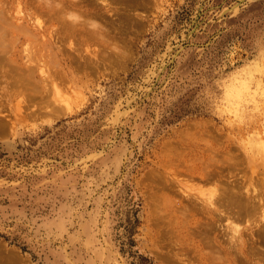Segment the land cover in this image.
<instances>
[{"label": "rangeland", "instance_id": "obj_1", "mask_svg": "<svg viewBox=\"0 0 264 264\" xmlns=\"http://www.w3.org/2000/svg\"><path fill=\"white\" fill-rule=\"evenodd\" d=\"M5 1L9 15L27 14ZM120 1L100 10L114 26L94 16L101 38L66 36L49 21L38 36L0 34V253H19L20 264H215L204 247L211 227L198 231L206 216L175 211L191 195L205 202L215 184L177 173L159 190L153 170L169 176L213 145L246 168L247 184L264 173V0ZM95 2L85 1L90 11ZM91 16L75 29L88 30ZM27 67L30 90L14 85Z\"/></svg>", "mask_w": 264, "mask_h": 264}, {"label": "bare ground", "instance_id": "obj_2", "mask_svg": "<svg viewBox=\"0 0 264 264\" xmlns=\"http://www.w3.org/2000/svg\"><path fill=\"white\" fill-rule=\"evenodd\" d=\"M55 1H57V3H59L58 0H55ZM60 1H61L60 2L61 5L59 3L56 6V5H54V3L52 4L51 1L47 2L46 0H10V2H8L10 5H12L11 3L16 2L15 8L17 9V11L19 13H25V12L27 13L26 15L23 14L24 16L19 15L17 17V15H13V16L9 15L8 10H6V12H5V9H10V8H8L9 6L7 5V2L5 0H0V34L2 33L3 35H5L8 33L9 30H11L12 32H15L18 35L38 36L35 33L41 32L42 31L41 26L45 27L44 22L49 21L52 25H54L56 23H60L63 28L65 27L64 29L61 30L62 27L60 26L59 32L61 33V31L63 32V30H64L65 32H63L62 34L64 35V33H65L66 36H71V35L73 36V34H77V33L81 34V35L87 34V36H91L90 39H92V37H94L95 35L98 37L100 36V34L103 35L102 34V33H104L103 31H102V33L99 31V33H100L99 35H98V32H96V30H97V29H95L96 26L97 27L99 26L101 29L102 24L97 23V25H96L95 19L97 17H94V16H98V17L100 16L102 19V16L104 15V17L106 18L105 15L110 12V11L109 12L107 11L105 14H103L104 12L102 13L100 11L102 7H104V8L106 7L105 6L106 3L105 4L103 3L104 0H102V3H100V2L98 3V0H97V2H95V3H97L99 5L95 4L96 6H94L93 10H91V11L89 8H87L88 3H85V1H87V0H60ZM105 1H110V0H105ZM118 1L123 2L120 0H118ZM128 1H129V3H127V0H126V2L125 1L124 2L130 6L132 5V3L138 4L139 6H141L142 4L143 5L147 4L146 3L147 0H131V1L128 0ZM136 1H138V2L135 3ZM149 1L151 3L152 0H149ZM153 1H152V3H153ZM52 2H53V0H52ZM93 2H94V0H93ZM112 2H113V0H112ZM119 2H117V3H119ZM139 2H141V5ZM114 3H116L115 0H114ZM125 3H123V4H125ZM144 3H146V4H144ZM21 4H22V6H21ZM89 4L93 5V3H89ZM127 4L125 5V7L128 6ZM138 5H135V7L136 6L138 7ZM147 5L149 6L150 4H147ZM151 5H153V4H151ZM120 6L124 7V5H121V3H120ZM130 6H129V8H130ZM142 7H143V9L145 8L144 6H142ZM149 7L146 6V8H149ZM72 8H80L81 9L80 11L82 12L83 15L80 13L79 9L74 10L75 12L73 11L74 13H71ZM107 8H108L107 10H110L112 7L109 9V7L107 5ZM133 8H134V6L132 7V10H133ZM150 8L152 9V7H150ZM150 8L148 10H150ZM115 9H114V12L116 11L115 13H119L120 10L122 12L123 8L121 7V9H119V10L118 9L115 10ZM77 11H79V13H77ZM126 11H128V10L126 9ZM147 12H149V11H147ZM5 13L8 14L7 17L5 16L6 15ZM75 13L78 15H80V14L81 15L78 16V15H75ZM89 13L93 14V16H91L92 18H90V19L94 20L95 27L92 28L94 30L89 29L90 25H91V27H92V24L94 25V23L92 22V24L90 23L89 25H86V28H88L87 26H89L88 30H86L85 27L84 28L81 27V30H79L80 32H78V29H75L76 26H74V23H76L78 21L79 17L83 16V18H84L85 15L86 14L89 15ZM128 13H129L128 17L130 16V19H132V21L130 20V22L133 23L134 25H136L135 21L139 17H137V15H136V17H135L136 19H135L134 15L132 14L133 18L135 19V21L133 22V18L131 17L132 15H130L131 13L130 12H128ZM122 14L123 15L125 14L124 10H123V13H120V15H122ZM126 14H127V12H126ZM112 15H114V14H112ZM112 15H111V18H108L109 20L113 18ZM117 16H119V15H117ZM100 17H99V20H97L98 18L96 19V22L100 21ZM108 17H109V15H108ZM120 17H122V16H119L118 18L120 19ZM124 17L127 18L126 16H124ZM105 18H103L104 20L103 19L102 20L105 21ZM118 18L116 17V19H118ZM14 19L20 20V22H17V20L15 21ZM32 19L33 20L37 19V22L40 25L38 27L37 31L35 28H33V26L29 25V23ZM121 19H120V21L122 23ZM21 20H22V22H21ZM71 20H73V21H71ZM75 20H77V21L74 22ZM112 20L114 21V19H112ZM112 20H110V22H111V25L114 26L113 24L115 21L112 22ZM82 21L84 23V21H86V19H83ZM82 21H79V23L81 24ZM88 21L89 20L87 18V23H88ZM123 21H126V20H124V18H123ZM110 22H109V24H110ZM128 22H129V20L127 22H124L125 24L124 23H122V24H124V25H126V23L129 24ZM139 22L140 21H137V24ZM104 23L106 24V21ZM116 23L119 25V22H116ZM105 24H104V26L109 25L108 22L106 25ZM117 24H116V26H117ZM112 26L110 28H112V30H113L114 27H112ZM121 26H123V25H121ZM99 27H98V29H99ZM103 28L104 27H102V29ZM115 28H117V27H115ZM121 28H123V27H121ZM56 29H57L56 32L54 30L55 35L58 32V28H56ZM123 29H124V31L126 30L125 27ZM44 30L46 31L47 27H45L43 29V31ZM104 31H105V29H104ZM78 34H77V36L79 38L80 36ZM63 37L65 39V36H63ZM87 38H89V37H87ZM99 38H101V36ZM62 39L63 38L61 36V40ZM65 40H67V38ZM60 41H58V42H60ZM70 42H72V40ZM73 42H76V41H73ZM76 49H78V48H76ZM171 50L172 49L169 48V52H172ZM169 52L165 53V55H164L165 58L162 57L163 60L161 61L160 65H159L160 68H158V69H160V71H162L165 68V64H166L165 62H166V58L170 54ZM84 56L86 57V55H84ZM115 56H116L115 54H112L113 58ZM108 57L109 56H106V58H108ZM70 58H71V56H70ZM73 58H75V55H72V59L70 61L74 60ZM77 59H78V61L81 60L80 57H78L74 61L76 62ZM114 59H116V58H114ZM68 61H69V59H68ZM87 61H86L85 65L88 64ZM80 62L82 63L83 61H80ZM80 62H79V65L81 66ZM153 68H156V67L154 66ZM34 72L35 71L32 69V67H30V68L27 67L26 71L21 72V76L15 78L14 85L18 86V87H23L27 90H30V88L34 87V85L32 84V83H34V80H33V76H35ZM150 73H154V72H150ZM151 75H153V74H151ZM147 78H148V76H147ZM152 78H153V76H152ZM32 80H33V82H32ZM72 86H73V84H72ZM71 88H73V87H71V85H69L67 87V91L71 90ZM27 93L26 94L28 96H30L34 99H37V96L32 94L31 91H27ZM30 93H31V95H30ZM57 93L60 94L61 90L58 89L55 94H57ZM134 98L135 97H133V99H131L129 101V103H131L132 100H134ZM57 110H59V108H57ZM124 114L125 113H123V115ZM114 117H116V116H114ZM120 117H121V113L119 111V113L117 114V117L114 119V121L118 120ZM7 125H8L7 122L0 119V128L3 130L4 134L7 132V130H6ZM4 129H5V131H4ZM0 134L3 135L2 132ZM206 151H208V152H206ZM202 152L203 153H201L199 156L195 157L196 160L191 161L190 163H189V161L191 160L190 158H189V161L187 158L186 163H184V160L180 161V163H178V164H180V168L176 169L175 173L171 172L169 176L167 174L165 175V173L163 171L156 172L155 170H153L154 180H153V177L151 178V180L155 181L154 183L155 184L157 183V185L160 186V187L156 186V189L158 187L159 190L160 189L164 190V189L173 188L175 186V183H173V180H171L170 178L175 180L178 178V176H179L178 174H180V175L185 174L188 178L190 177L192 179V181L193 180L195 181L197 179V180L202 181V182L215 184V186L213 185L215 188L211 189L210 192L207 191V193H206V191L204 190L206 194H209V196H208L209 198H206L207 200L205 199L206 200L205 202H201V200L199 201L200 197L193 198L192 197L193 195H191L190 198L187 199L186 202H183L184 200H181L180 202H177V203H176V201H174L176 203L175 211L176 210L179 211V209H180L181 214H183V212H184L185 214H183V215H185V216H186V214L188 216L189 215L188 213H190V216L194 215L193 216L194 219H198L197 214H200V213H202L203 216H206L205 218H207V224H200V225H204L205 227L203 228V226H202V229H200L198 231H201L203 229L208 230L207 227L210 226L211 229H209V230H211V233H212L211 235H209V236H211L210 238H209V236L206 235L204 230L201 231V234L202 235L205 234L206 237H208V240L211 239V242H212V237H213L212 235L214 232V234H215L213 237L214 243L206 241L208 243V244H206L205 241H202V242L203 243L205 242L204 243L205 245L204 244L203 245H204V247L207 246L205 248H207L208 250L214 249L213 251L211 250L212 252H214V253L211 252V255H209L210 251L208 252L209 254L207 253L209 255V256L207 255V258L211 259L210 261H212V262L214 261L215 264H264V191H263L264 173L261 171H257L256 169H253V170L251 169V173L253 171H254V173L260 172L258 174L260 176L257 175L258 178H256V176L248 178V182H249V184H251V186L253 185L252 183L257 185L256 187L253 185L252 186L253 188H250L249 184H247V179L244 178L245 175L244 174L240 175V173L242 171L246 172V170H245L246 168L244 167L245 169H243L242 167H240L239 161L234 159V156L228 155L226 158V156L224 155L225 160L222 157L216 156V155H218V148L216 146H213V145L207 147V150L205 148L204 150H202ZM205 153H208V155L206 154L208 157L204 156ZM216 157L220 158V159H216ZM221 159L223 161H221ZM255 170H256V172H255ZM154 172H155V175H154ZM261 174H263V175H261ZM180 180H182V178ZM177 181H179V180H177ZM183 182H185L184 185L182 182L181 183L179 182V183L182 184V187H184V186L186 187V185H187L186 181H183ZM189 186H191V185H189ZM201 188L199 187V189H201ZM186 190H187V188L185 189V191ZM190 190L193 191L191 188H190ZM191 191H190V193H191ZM197 191H199V190H197ZM201 192L202 193H200L199 195H201V194L205 195L203 191H201ZM173 196H175V195H173ZM159 197L161 198V196H159ZM156 198H158V196ZM175 198H176V196H175ZM177 199H179V198H177ZM158 201L160 202V200H158ZM203 201H204V198H203ZM156 206H157V204H156ZM170 206L172 207L173 205L171 204ZM157 210H159V208ZM157 210H155V211H157ZM205 218H204V220H205ZM224 220L226 221V223L225 222L223 223ZM220 221H222V222H220ZM243 223H245V227L243 226L244 225ZM196 224H197V222H196ZM206 225H207V227H206ZM192 227L194 229V226H192ZM198 227L195 226V228H198ZM210 227H208V228H210ZM212 228H214V231H212ZM216 230H218V231H216ZM246 230H250V232H248ZM195 232L198 235L200 234L199 232H197V229H196V231L193 230V233H195ZM201 234H200V236L202 237L201 240H204V238L206 239L205 235L202 236ZM208 234H209V232H208ZM200 236H198V238H201ZM210 243H211V245L212 244L214 245V246L212 245L211 248L208 246V245H210ZM3 247H4L3 245H0L1 249ZM5 249H3V251ZM205 250H203V251L206 252L207 250L206 251ZM9 251H8V253H10ZM14 252L17 253L16 251H13V253ZM2 254H4V252L0 253V264H15V263L20 264L19 253H17L19 255V257L17 254H15V255L14 254L2 255Z\"/></svg>", "mask_w": 264, "mask_h": 264}]
</instances>
